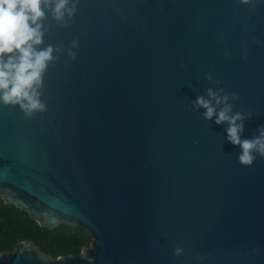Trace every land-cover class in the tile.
Instances as JSON below:
<instances>
[{"label": "water", "instance_id": "95a60500", "mask_svg": "<svg viewBox=\"0 0 264 264\" xmlns=\"http://www.w3.org/2000/svg\"><path fill=\"white\" fill-rule=\"evenodd\" d=\"M45 9L43 109L0 102V197L43 228L93 239L53 259L31 241L0 264H264V0H70ZM239 122V121H238Z\"/></svg>", "mask_w": 264, "mask_h": 264}, {"label": "clouds", "instance_id": "9594fccd", "mask_svg": "<svg viewBox=\"0 0 264 264\" xmlns=\"http://www.w3.org/2000/svg\"><path fill=\"white\" fill-rule=\"evenodd\" d=\"M69 3L70 0H0V102L18 104L27 112L45 107L38 88L47 64L53 58V48L51 45L37 47L43 38L42 18L46 15L45 9L53 12L56 19H62L65 11L72 15L75 5L68 7ZM208 93L216 104L223 103L219 111L212 100L204 96H198L192 103L206 109L203 113L206 118L215 116L217 123L228 121V140L242 148L239 160L252 163L253 149L264 154V127L259 136L242 139V114H229L232 106L227 103V96L221 97L212 89Z\"/></svg>", "mask_w": 264, "mask_h": 264}, {"label": "trees", "instance_id": "16d2710c", "mask_svg": "<svg viewBox=\"0 0 264 264\" xmlns=\"http://www.w3.org/2000/svg\"><path fill=\"white\" fill-rule=\"evenodd\" d=\"M25 241L33 242L43 253L57 259L81 255L93 239L85 229L68 225L43 228L27 212L0 197V254L14 252Z\"/></svg>", "mask_w": 264, "mask_h": 264}]
</instances>
